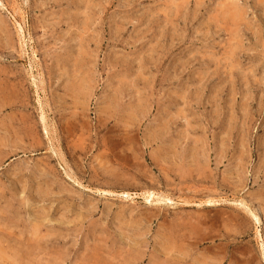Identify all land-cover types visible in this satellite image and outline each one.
I'll use <instances>...</instances> for the list:
<instances>
[{
	"label": "rangeland",
	"instance_id": "374dc122",
	"mask_svg": "<svg viewBox=\"0 0 264 264\" xmlns=\"http://www.w3.org/2000/svg\"><path fill=\"white\" fill-rule=\"evenodd\" d=\"M0 264H264V0H0Z\"/></svg>",
	"mask_w": 264,
	"mask_h": 264
},
{
	"label": "bare ground",
	"instance_id": "6f19581e",
	"mask_svg": "<svg viewBox=\"0 0 264 264\" xmlns=\"http://www.w3.org/2000/svg\"><path fill=\"white\" fill-rule=\"evenodd\" d=\"M118 106V105H117ZM147 154V153H146ZM170 159V158H169ZM172 159V158H171ZM173 163V162H172ZM213 201H207V204H210V203H212ZM250 215H251V217L253 218V220H254V222L255 223H258L259 222V219H258V217L254 214V213H252V212H250Z\"/></svg>",
	"mask_w": 264,
	"mask_h": 264
}]
</instances>
